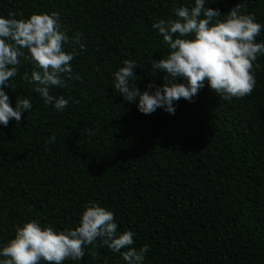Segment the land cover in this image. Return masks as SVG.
I'll use <instances>...</instances> for the list:
<instances>
[{
	"label": "trees",
	"instance_id": "16d2710c",
	"mask_svg": "<svg viewBox=\"0 0 264 264\" xmlns=\"http://www.w3.org/2000/svg\"><path fill=\"white\" fill-rule=\"evenodd\" d=\"M237 3L264 25V0L205 7L226 15ZM181 6L194 0H0L5 18L58 13L65 51L75 49L72 75L82 80L50 88L68 100L57 111L24 78L34 65L22 57L4 88L13 108L19 99L32 108L19 124H0V248L30 220L73 230L85 206L98 203L114 213L118 233L134 234L132 247L149 246L144 264H264V54L244 98L221 99L205 82L191 102H173L174 114L146 115L138 98L125 101L115 89L125 60L138 64L141 92L164 83L166 73L151 63L169 47L153 24L175 19ZM80 33L85 51L71 43ZM126 250L113 252L98 238L82 259L64 264H127Z\"/></svg>",
	"mask_w": 264,
	"mask_h": 264
},
{
	"label": "clouds",
	"instance_id": "9594fccd",
	"mask_svg": "<svg viewBox=\"0 0 264 264\" xmlns=\"http://www.w3.org/2000/svg\"><path fill=\"white\" fill-rule=\"evenodd\" d=\"M205 4L206 0H194L191 8L173 9L175 19H161L153 24L169 47L166 57L151 63L153 71L166 73L162 85L154 88L150 82L141 92L133 71L138 64L131 60H125L124 66L114 73L117 92L128 102L138 98L137 107L141 113L150 115L157 108H163L174 114L173 102L182 98L191 102L205 82L225 100L244 98L254 91V73L259 67L255 62L260 54H264V42L257 43L256 38L264 25L256 22L253 14H245L244 3H237L226 15L219 9L205 7ZM19 15L22 17L23 13ZM221 16L225 18L219 19ZM16 17V12H10L7 18L0 16V124L4 126L12 119L19 124L22 113L32 108L28 99L16 100L13 108L4 91L11 87L10 81L18 74L20 58L30 60L34 65L31 76L25 74L24 78L35 83L34 90L44 103L53 104L57 111H63L68 100L63 96L54 97L50 88L66 87L68 79L81 80L79 75H72L75 49L65 51V44L70 41L62 30L58 13ZM82 36L83 33L78 34L71 43L80 44ZM80 50L85 51L83 44H80ZM181 79L186 83L178 82ZM117 229L114 213L98 203L85 206L79 224L73 230H57L30 220L17 227L14 238L0 248V264L77 261L84 257L85 246L94 245L98 238L113 252L121 253L122 249H127L122 252L127 264H144L149 246L137 250L132 247L134 234L131 231L120 234Z\"/></svg>",
	"mask_w": 264,
	"mask_h": 264
}]
</instances>
